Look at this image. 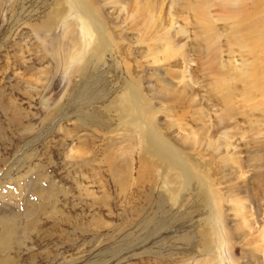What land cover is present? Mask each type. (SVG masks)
<instances>
[{
  "label": "rangeland",
  "instance_id": "obj_1",
  "mask_svg": "<svg viewBox=\"0 0 264 264\" xmlns=\"http://www.w3.org/2000/svg\"><path fill=\"white\" fill-rule=\"evenodd\" d=\"M21 2L24 4L22 12L18 8ZM50 6L51 2L45 0H0V226L4 220H14L18 230L14 240L8 244V251L0 254L1 262L9 257L19 264H196L198 258L202 257H195V251L179 241L184 233H191L194 222L199 219V215L195 214L198 210L196 184L184 188L178 183H159L150 197L149 183H142L144 187L137 178L138 151L130 154L132 150L122 148L123 144L127 146L131 143L118 139V135L124 138L122 132H113L117 129L116 119L120 118V114L112 103L126 87L130 88L128 83L131 79L128 75L136 71L139 62H145L142 56L148 52L149 46L135 44L136 32L133 35L126 32L124 37L127 43H120L123 48L121 56L106 54L104 62L116 68L118 64L124 63L121 60L124 56L133 68L121 66L119 70L111 71L101 78L91 79L87 76L88 80L95 83L100 81L101 91H95L94 94L99 92L102 98L85 105L83 97L76 95L81 84L76 71L83 55L88 61L90 46H78L83 53L70 60L68 70L64 69L61 48L54 47L53 50L49 47L51 42L48 34H40L37 45L32 47L36 39L29 32V26L38 24L40 20L28 13L35 10L39 16H43L48 13ZM72 21L84 28L79 17L74 16ZM216 27L220 29L222 25ZM70 28L71 25L66 26V37ZM192 28L195 30L192 31ZM179 29L186 31L183 25L175 23L171 35ZM188 31L189 34H185V40L181 42L186 44L184 51L190 60L185 74L190 84L187 89L198 93L196 101L208 115L205 120L214 123L215 128L218 127L217 116L223 113L218 102L206 98L210 95L212 82L208 83L209 79L204 77V70L209 65L208 49L199 39L193 38L194 35L200 37L196 25H189ZM149 45L153 47V44ZM130 47L132 54L128 49ZM214 48L216 52L223 50L218 46ZM54 52L58 55V63L53 57ZM222 55L223 60L216 56L215 63L217 60H227V53ZM176 60L181 63L180 59ZM107 64L101 67L102 71L108 70ZM148 66L145 67V74L151 72ZM150 67L152 74L159 73L158 77H163L164 72L168 71L163 63H159L160 68ZM123 70L127 74L125 83L117 79L123 76ZM143 79V86H138L140 94H143L141 104L150 107L151 111L153 107L155 111L165 107L159 99L153 100L155 93L150 89L152 83L145 77ZM76 84L78 86L75 88ZM240 105H233L235 113L230 121L237 128L236 131L227 128L233 135L230 139L232 147H222L220 151L209 148L184 151L201 163L209 162L210 166H218L214 168L208 164L209 175L212 174L216 179L213 181L220 194V198L217 195L218 208L221 202L227 218L226 225L232 232L236 224L241 222L231 214L230 202L227 203L230 184L239 183L238 188L232 185L229 190L242 198L243 205L259 210V215L264 218V195L259 194L256 187L264 185V174L261 178H254L253 173L255 169L256 172H262L264 168V150L254 145V140L264 141V124L260 119L262 113L250 108L239 109L242 107ZM103 108L114 113L104 114L99 127L80 124V112L91 109L103 112ZM191 109H174L169 117L158 112V121L168 130L159 132L167 133L172 140L187 145L185 136L188 131H182L183 124L192 128L193 118L198 115L193 111L195 108ZM180 110L192 115H184L178 112ZM194 134L189 135L188 140ZM227 154L239 157L237 170L231 168L223 171L219 168L221 158L228 157ZM246 179L250 186L248 192L247 187L243 188ZM159 198L166 201L163 209L154 207ZM159 215H162L161 220L165 219L166 227L147 234L143 219L157 218ZM241 240L244 239L238 236L233 242L236 245ZM217 251L221 264H231L224 248L217 247ZM241 256L240 252L236 254L239 263L247 261Z\"/></svg>",
  "mask_w": 264,
  "mask_h": 264
},
{
  "label": "bare ground",
  "instance_id": "obj_2",
  "mask_svg": "<svg viewBox=\"0 0 264 264\" xmlns=\"http://www.w3.org/2000/svg\"><path fill=\"white\" fill-rule=\"evenodd\" d=\"M49 1L52 6L47 14L39 16L35 10L28 13L40 20L38 24L29 26V32L33 33L36 39L32 47L37 45L36 41L40 34H48L51 42L49 47L53 50L54 47L61 48L64 69L68 70L71 66L70 60L83 53L78 46H90L88 61L83 55L79 63L80 67L76 71L79 77L78 81L81 80L76 95L83 97L85 105L92 104V100L95 99L100 101L102 98L99 96V92L94 94L95 91H101L100 81L95 83L88 80L87 76L91 79L101 78L105 74H110L111 71L119 70L121 66L127 69L133 68L130 62L125 61L124 56L121 57L124 63L118 64L116 68L104 62L106 54L120 55L123 51L120 43L124 41L127 43L124 37L126 32L130 35L136 32L137 41H134L135 44L149 46L148 52L142 56L145 62H139L136 71L128 75L131 79L128 83L130 88L126 87L112 103L119 109L120 114V118L116 119L118 120L117 129L113 132L115 134L119 133L118 131L122 132L123 134H119L124 135V138L118 135V139L131 143L127 146L123 144L122 148L132 150L130 154L133 151L136 154L138 151L136 155L137 178L141 185L149 183L150 197L154 193V187L159 183L166 185L178 183L180 187L184 188H189L193 183L196 184L198 210L195 211V214L199 215V219H197L198 222H194L195 225L190 230L191 233H184L179 238V241L195 251V257H202L198 258L196 264H221L217 247L227 251L231 264H264V218L259 215V210H253L243 205L242 198L234 191L229 190L230 186L235 185L238 188L240 184H230L228 195H226L227 203L230 202V210L233 212L231 214L241 223L236 224L233 232L228 230L227 218L222 210L221 202L218 208L220 194L216 188V179L212 174L209 175V162L201 163L184 152L185 150L192 152L205 148L220 151L222 147L224 149L232 147L233 143L230 142V139L233 135L227 131V128H233L235 131L237 129L232 126L233 123H230L235 113L233 105L237 106V103L242 105L239 109L250 108L260 111L262 113L260 119L264 124V0H218V2H216L217 0H45V2ZM23 2L18 7L20 12L23 11ZM74 16L82 20L84 28L74 24L72 21ZM177 19L181 21L177 22ZM175 23L183 25L187 32L179 29L171 35ZM216 23L221 24L222 28H217L218 24ZM67 25H71V30L66 37ZM189 25L197 26L202 41L197 35H194L193 38L199 39V42L208 49L209 58L206 57L209 59L207 62L209 65L204 70V77L209 79L208 83L212 82L209 89L210 95L206 98L209 97L210 100L218 102L222 106L223 113L217 116L218 127L215 128H213L214 123L205 120L208 115L202 110V105H198L196 101L198 93L187 89L190 84L185 74L187 67L190 66V60L184 51L186 44L181 42L185 40V34H189ZM149 44H153V47ZM214 46H218L219 49L223 48V50L216 52ZM128 49L132 54L131 47ZM225 53L228 56H225L227 60L225 62L217 60L215 63V57L220 56L222 59L221 56ZM53 55L58 63V55L55 52ZM176 59H180L181 63H178ZM159 63H163L168 69L164 72L163 77H158L159 73L155 74L156 76L151 73L152 67L150 66L160 68ZM104 64L108 65V70L102 71L101 67ZM147 66L151 71L148 72L149 74H145ZM42 74H46V72H42ZM122 74L123 76L117 79L125 83L127 74L124 70ZM144 77L152 83L150 89L155 93L153 100L159 99L165 104V107L158 108L160 109L158 111H155V107L151 111L150 107L143 106L140 102L143 94H140L139 87L143 86ZM77 86L78 84L75 88ZM180 107H186L190 111L191 108H195L193 111L198 113L193 118L192 128L183 124L184 130L182 131H188L185 136L187 145L180 144L178 140H172L167 133H161L168 132V130L157 119L158 112L169 117L174 109ZM91 110L78 113L79 117H77L81 125L99 127L104 114L114 113L106 108H103V112ZM178 112L188 116L192 115L186 110ZM205 125L208 127L206 128ZM200 126L201 128H199ZM160 130L161 132H159ZM196 130L198 131L196 132ZM192 134H194L192 139L188 140L187 137ZM218 134L224 136L219 137ZM256 141L259 140H254V145L263 151L264 141ZM227 155L228 157L221 158V167L219 168L223 171L231 168L237 170V166L240 164L239 157L233 156V154ZM255 162H260V160H255ZM210 167H214V165ZM255 170L254 178H261L264 168L262 172ZM234 172L236 173V171ZM234 176L236 175L234 174ZM246 187L248 192L250 186L247 179L244 181L243 188ZM256 187L258 193L264 195V185ZM168 192L171 191L168 190ZM174 197H176L175 192ZM165 206L166 201L162 198L154 203L156 209L161 207L163 209ZM162 215L157 218L154 216L150 219H143V226L147 234H150L151 231L152 233L159 232L160 227H166L165 219L161 220ZM190 223L192 224V222ZM256 226H259L258 229ZM17 231L14 220L3 221L0 226V254L8 251V244L14 240ZM238 236L244 240L235 245L233 239ZM238 252L241 253L242 259H247V261L239 263L236 258ZM0 264L19 263H14L8 257L4 262L0 260Z\"/></svg>",
  "mask_w": 264,
  "mask_h": 264
}]
</instances>
